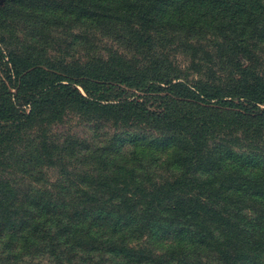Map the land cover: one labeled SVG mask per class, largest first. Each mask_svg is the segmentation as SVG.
I'll list each match as a JSON object with an SVG mask.
<instances>
[{
	"label": "trees",
	"instance_id": "trees-1",
	"mask_svg": "<svg viewBox=\"0 0 264 264\" xmlns=\"http://www.w3.org/2000/svg\"><path fill=\"white\" fill-rule=\"evenodd\" d=\"M0 264H264V0H0Z\"/></svg>",
	"mask_w": 264,
	"mask_h": 264
}]
</instances>
